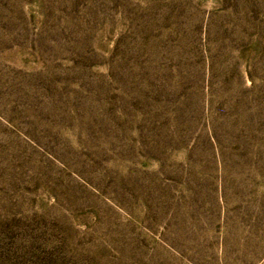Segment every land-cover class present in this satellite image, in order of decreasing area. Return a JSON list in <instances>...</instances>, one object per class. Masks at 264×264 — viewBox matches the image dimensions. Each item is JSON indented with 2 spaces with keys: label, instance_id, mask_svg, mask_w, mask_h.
<instances>
[{
  "label": "rangeland",
  "instance_id": "1",
  "mask_svg": "<svg viewBox=\"0 0 264 264\" xmlns=\"http://www.w3.org/2000/svg\"><path fill=\"white\" fill-rule=\"evenodd\" d=\"M0 264H264V0H0Z\"/></svg>",
  "mask_w": 264,
  "mask_h": 264
}]
</instances>
